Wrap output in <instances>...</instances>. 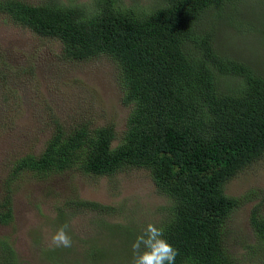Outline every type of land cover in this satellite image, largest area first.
<instances>
[{
	"label": "trees",
	"instance_id": "trees-1",
	"mask_svg": "<svg viewBox=\"0 0 264 264\" xmlns=\"http://www.w3.org/2000/svg\"><path fill=\"white\" fill-rule=\"evenodd\" d=\"M243 1L153 0L143 9L123 0H94L88 7L0 0L1 15L57 39L66 58L108 56L121 102L130 106L114 145L111 123H82L68 131L55 125L40 152L12 162L4 191L8 180L21 174L46 178L75 171L110 177L141 167L165 197L166 213L155 225L178 250L175 264H238L223 247V228L253 191L233 196L224 186L264 150V73L220 54L213 28L217 17ZM9 201L8 194L1 195L2 224L12 221ZM70 203L111 208L80 198ZM248 221L252 238L243 243L240 259L264 264V211L258 202ZM15 257L12 245L0 241V264H17Z\"/></svg>",
	"mask_w": 264,
	"mask_h": 264
},
{
	"label": "rangeland",
	"instance_id": "rangeland-1",
	"mask_svg": "<svg viewBox=\"0 0 264 264\" xmlns=\"http://www.w3.org/2000/svg\"><path fill=\"white\" fill-rule=\"evenodd\" d=\"M55 1L64 6H90L94 0ZM153 0H123V5L149 9ZM231 13L215 19L214 46L220 54L251 64L264 73V0H244ZM114 62L106 55L66 58L57 39L40 36L0 14V197L8 194L12 221L0 223V241L12 245L17 264H132L130 235L143 234L166 211L165 197L155 192L148 172L126 167L112 176L78 172L46 178L19 175L4 182L12 162L37 154L55 125L66 131L85 123H111L117 142L129 105L121 102ZM252 190V199L236 208L224 224L223 247L238 264L242 245L252 238L248 217L254 203L264 211V150L224 186L228 195ZM73 198L111 207L101 211L77 207ZM68 224L70 248L49 247L50 238ZM89 245L101 248L90 252ZM90 252V253H89ZM96 252V253H95Z\"/></svg>",
	"mask_w": 264,
	"mask_h": 264
},
{
	"label": "clouds",
	"instance_id": "clouds-1",
	"mask_svg": "<svg viewBox=\"0 0 264 264\" xmlns=\"http://www.w3.org/2000/svg\"><path fill=\"white\" fill-rule=\"evenodd\" d=\"M68 224L62 225L50 238L51 248H70L72 238ZM132 264H175L178 250L164 238L163 227L149 223L132 244Z\"/></svg>",
	"mask_w": 264,
	"mask_h": 264
}]
</instances>
